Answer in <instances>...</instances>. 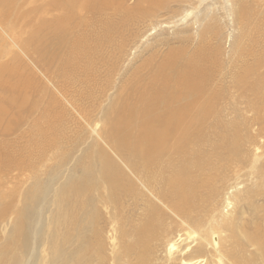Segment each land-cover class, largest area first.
<instances>
[{"label":"rangeland","instance_id":"374dc122","mask_svg":"<svg viewBox=\"0 0 264 264\" xmlns=\"http://www.w3.org/2000/svg\"><path fill=\"white\" fill-rule=\"evenodd\" d=\"M144 1L95 0L90 10L78 9L65 19L68 31L55 32L40 27L42 21L53 25L55 12L39 0L31 5L10 0L0 7V45L7 38L17 42L0 46V264H49L51 246L60 243L65 226L76 235L79 225L94 229L92 240L101 244L102 252L91 253L94 264L102 257L105 264H138L135 253L121 251L137 235L134 229L147 225L149 214L155 218L146 236L145 264H264V139L249 108L251 97L233 82L232 57L238 18L249 16L254 4L262 30L251 38L264 41V0ZM68 9L60 3L62 12ZM35 26L44 32L33 37ZM176 96L182 106L148 110ZM234 132V139L242 135L244 152L229 150ZM116 145H136L148 156L132 158ZM160 149L166 153L158 154ZM112 162L120 172L109 173L113 180L106 181L114 186L109 188L98 179L99 168ZM182 168L194 178L168 185ZM85 170L99 176L90 193L70 194L72 200L57 207V190ZM54 174L56 184L48 186ZM40 184L46 200L35 207L26 195L42 192ZM179 191L193 192L188 211L170 209L180 202ZM25 204L29 217L39 216L28 224L26 238L13 236ZM76 245L71 240L65 253Z\"/></svg>","mask_w":264,"mask_h":264},{"label":"bare ground","instance_id":"6f19581e","mask_svg":"<svg viewBox=\"0 0 264 264\" xmlns=\"http://www.w3.org/2000/svg\"><path fill=\"white\" fill-rule=\"evenodd\" d=\"M6 1H10V0H0V7L3 6L2 4L5 3ZM13 1H21L23 2V4L25 5H31V4H34L36 3L38 0H13ZM41 3H42V6L43 8H47L48 11L50 12H55V14L52 15L53 17V20H54V23L53 25H45L43 23V21L40 23V27L45 31V32H52V31H56L58 28L62 29V30H65V31H68L69 30V26L66 25V23L64 22L65 19H70L72 18L73 16H76V14L79 13L78 9H83L84 11H88L89 7L92 6L93 2L95 0H39ZM155 1V0H153ZM160 1V0H159ZM61 2H66L67 5H68V10L65 11V12H62L60 10V3ZM152 2V1H151ZM157 2V0H156ZM137 5H141L143 3H145L144 0H137ZM154 3V2H153ZM146 4V3H145ZM148 4L149 1H148ZM165 5V4H164ZM163 8V7H162ZM39 9H37L36 11H38ZM90 10V9H89ZM144 10V9H143ZM263 11H264V7H263ZM81 12V11H80ZM259 17V11H258V6H256L254 4L253 8H252V12L251 14H249V16H247L246 18L243 17V15H241L239 18H238V27H237V33L235 35V38H234V41H233V51H232V57H233V62H234V66H235V72H234V75H233V82L235 83L236 86L240 87L242 93L244 96H249L251 97V100H252V104L251 106L249 107L250 110L252 111V115L255 116V119L253 118L254 120V124H256V127L260 126L259 128V137H262L264 139V41H259L257 39V37L255 39H252L251 38V35L252 34H256L258 35L260 33V30H262L261 28H259V26L257 27V19ZM39 26H35L33 31L31 32L32 36H36L37 33H41V32H44L42 31V29L40 28ZM25 31V30H24ZM27 31V30H26ZM47 34V33H46ZM250 36V37H249ZM5 43V46H10V45H14V46H17V42L14 39H8L3 42L2 41V45L0 46H3V44ZM8 71V70H7ZM7 71H3V73H6ZM230 77V76H229ZM232 80V79H231ZM226 82V81H225ZM226 84V83H225ZM237 88V87H236ZM219 93V92H218ZM233 93V92H232ZM220 94V93H219ZM238 95V94H237ZM172 96V95H170ZM224 98V97H223ZM178 96H176L175 98L171 97L170 98V101L169 103L168 102H160L159 104H149L148 105V110H161V111H169L170 109H174L176 107H179V106H182L183 104H180L179 102L175 103L176 100H178ZM245 99V98H244ZM248 101H249V98H247ZM245 99V100H247ZM225 100V99H224ZM233 100V98H232ZM242 101V99H241ZM243 102V101H242ZM238 105H239V102H237ZM246 103V101H245ZM244 104V103H243ZM242 105V104H240ZM246 105V104H245ZM250 105V104H249ZM234 106V105H233ZM186 108H192L193 105L190 103V104H186L185 106ZM236 107V106H235ZM242 107V106H241ZM237 109L238 106L236 107ZM235 108V109H236ZM243 109H248V108H243ZM242 110V108H241ZM239 110V112L241 111ZM204 111V110H202ZM236 112V111H235ZM238 113V112H237ZM204 114V112H203ZM206 114V113H205ZM204 114V115H205ZM236 114V113H235ZM239 114V113H238ZM237 114L238 117L242 118V115L241 112H240V116ZM245 114V113H244ZM231 115V114H230ZM176 115L175 114H172L171 117H175ZM234 116V115H233ZM236 116V115H235ZM236 116V117H237ZM170 117V119H171ZM208 117V116H207ZM251 117V116H250ZM250 117H248V119H250ZM234 118V117H233ZM238 118V119H240ZM245 120L243 121L245 123L246 121V116L243 117ZM236 119V118H235ZM234 120V119H233ZM232 120V121H233ZM243 120V119H241ZM251 120V119H250ZM249 120V121H250ZM251 120V121H253ZM248 121V120H247ZM238 122H240V120H238ZM234 123V122H233ZM237 123V122H236ZM250 123V122H249ZM252 123V122H251ZM250 123V125H252ZM238 124V123H237ZM233 125H236V124H233ZM239 125V124H238ZM240 125H243L242 123ZM245 125V124H244ZM241 128H243L242 126H240ZM239 127V128H240ZM246 127V126H244ZM248 127V126H247ZM254 127V125H253ZM238 127H236L237 129ZM238 128V131H240V129ZM249 128V127H248ZM247 128V129H248ZM250 128H252L250 126ZM244 130V128L242 129V131ZM246 130V129H245ZM254 130V129H253ZM250 131V130H249ZM257 131V130H256ZM255 131V135H258V133ZM233 132V131H232ZM236 132V131H235ZM233 133V135H231V137L233 136L232 138V144H229V150H234L236 148H239L240 149V144L238 142V139L240 140H243L242 138H240L242 135L238 136L239 138H236L234 139V134L236 133ZM245 132H248V131H245ZM252 132V130L250 131ZM221 133V132H220ZM227 133V132H226ZM240 133V132H239ZM242 133V132H241ZM223 133H221L222 135ZM245 134V133H244ZM247 134V133H246ZM249 134V138L250 136L252 135L251 133H248ZM230 135V134H229ZM237 135V134H236ZM155 135L153 133H150V138H153ZM253 136V135H252ZM227 137V135H226ZM225 137V138H226ZM244 139H248L246 136H243ZM108 138V137H107ZM210 138V137H209ZM223 138V136H222ZM229 138V137H228ZM109 139V138H108ZM127 139V138H126ZM253 139V138H251ZM250 139V140H251ZM111 140V139H110ZM224 140V139H222ZM230 140V139H229ZM250 140H246L247 144L249 143ZM253 140H258V139H253ZM112 141V140H111ZM252 141V140H251ZM261 141V140H260ZM242 142V141H241ZM240 142V143H241ZM258 142V141H257ZM142 144V142H140ZM253 143V142H252ZM260 143V142H259ZM262 143V141H261ZM136 144V143H134ZM221 144V142H220ZM224 144V142H223ZM222 144V145H223ZM228 144V143H226ZM251 145V142L249 143ZM248 144V145H249ZM255 144V143H254ZM253 144V145H254ZM133 145V144H132ZM246 145V144H245ZM258 145V144H257ZM224 146V145H223ZM227 146V145H226ZM252 146V145H251ZM220 147V146H219ZM225 147V146H224ZM244 147V145L242 146ZM241 147V148H242ZM255 149L257 146H254ZM124 149L126 150V154H129L132 158H134V156L136 154H143L145 157L148 156V154H146L144 151H143V148L140 149V147L138 146H133L131 147V145H125V146H121V145H116L114 146V149ZM221 148V147H220ZM245 148V147H244ZM243 148V150H244ZM250 148V147H249ZM263 150H264V147H262ZM223 150V149H222ZM238 150V149H237ZM242 150V149H240ZM242 150V152H244ZM261 150V148H260ZM219 151V150H218ZM262 151V150H261ZM235 153L237 152L236 150L234 151ZM251 152V151H250ZM99 153V152H98ZM158 154H165L166 152H164V150L160 149L157 151ZM238 154H240L239 152H237ZM249 153V152H248ZM257 153V151L255 152ZM264 153V152H263ZM243 154V153H242ZM245 154V153H244ZM222 155V154H221ZM230 155V153H229ZM228 155V156H229ZM234 155V154H232ZM241 155V154H240ZM255 155V154H254ZM226 156V155H225ZM230 157V156H229ZM235 157V156H234ZM240 157V156H239ZM248 157V156H247ZM222 158V157H220ZM232 158V157H231ZM236 159L237 158V155H236ZM245 159V158H244ZM243 159V160H244ZM259 159V158H258ZM229 162H228V161ZM233 160V158H232ZM239 160H242V159H239ZM247 161V160H246ZM256 161V160H254ZM127 165L130 166L132 165L133 161H129L127 160ZM226 162L230 163L231 161L228 159H226ZM235 162V160H233L232 164ZM237 162V160H236ZM241 161H238L237 163L235 164H240ZM244 163V162H243ZM97 164V162L95 163ZM110 164V163H108ZM234 164V165H235ZM98 165V164H97ZM263 165L261 164L260 162V166ZM92 166V165H91ZM242 166V164H241ZM247 166V165H246ZM254 167L256 165H253ZM260 166H257L259 168H261ZM99 167V166H98ZM119 164L117 163H114L112 162L109 166L107 167H100L99 168V176L100 178V181L103 182V183H107L106 180H108L109 182H111L113 179V176L112 173H114V176L117 175L115 172H120L119 170ZM245 168V167H242V169ZM258 168V170L260 171V169ZM255 169V168H254ZM93 170V168H92ZM132 172H135V170H132L130 169ZM257 170V169H256ZM257 170V171H258ZM95 171V170H93ZM256 171V172H257ZM258 171V172H259ZM264 172V171H263ZM111 173V175L109 174ZM96 174V173H95ZM55 175V174H54ZM97 175V174H96ZM102 175V176H101ZM53 176V175H52ZM97 176V177H99ZM97 177H90V175H88V170H85L84 174L81 173L80 175H75V174H72L70 179L68 180V184H64L62 187H60L59 190H57L56 192V204H57V207H61L62 205L66 204L69 202V200H72V195L70 194H73V195H78V194H83V193H90L91 189H92V186H94V184H96V181L98 179H96ZM259 177V175H258ZM53 178H56V175L51 177L49 179V181L47 182V184H49L48 186L52 184H56V181H53ZM193 175L192 173H189L186 171L185 168H182L180 170H177L175 172H173L172 176L170 179L166 180L167 184L168 185H171V184H178V185H185L187 184L189 181H191L193 179ZM118 179L119 180H123L125 179L124 177L122 176H119L118 175ZM99 181V180H98ZM208 182V181H207ZM206 182V184H207ZM194 183H196V179L194 180ZM45 184V183H44ZM41 185V184H40ZM45 186V185H44ZM42 187V185H41ZM40 187V188H41ZM47 187V185H46ZM46 187H45V190H46ZM109 188H113L114 186L113 185H108ZM37 188V187H36ZM39 188V189H40ZM44 187H42V192L39 191L37 192L36 190H32V191H36V194L34 193V195H31L32 191L31 192H28L26 196H29L30 197H26L27 200H28V203L30 201V203L32 202L33 205L35 207H38V206H41L38 202H42L46 200V191H43ZM49 188V187H48ZM33 189V188H32ZM38 189V188H37ZM194 189V187H193ZM50 191V190H49ZM48 191V192H49ZM159 193V192H158ZM161 194V193H160ZM193 194V192H187V191H179L177 193V196L178 198H180V202L179 203H176V204H172V207L170 208V204L167 203V205L169 206V208L174 211H180V210H185V211H188L192 206H193V202H189L188 199L191 197V195ZM50 195V194H49ZM159 195V194H158ZM34 197V199H33ZM52 197V196H51ZM55 197V195L53 196ZM53 197H52V200H53ZM55 197V198H56ZM161 197V196H160ZM161 199L167 201V200H174L175 199V196L174 197H168V196H162ZM26 200V199H25ZM26 200V201H27ZM170 201V202H171ZM49 203V201H47ZM169 202V203H170ZM188 202V203H187ZM187 203V204H186ZM52 204V203H51ZM50 204V205H51ZM186 204V205H185ZM26 205V204H25ZM32 205V206H33ZM166 205V207H167ZM31 206V207H32ZM54 206H56L54 204ZM53 207V206H51ZM152 207H154L152 205ZM28 209V205L24 206V208L19 211L17 213V217H16V222L14 224V227L12 229V235L13 236H16L17 234H20V235H24V238H26L29 234V228H28V224L31 223V222H35L37 221V216H39V214L37 215V213L35 212L34 216L33 217H29L31 215V210L30 212L27 210ZM38 209V208H37ZM41 209V208H40ZM154 209V208H153ZM36 210V209H35ZM157 210V209H155ZM44 211V208L43 210ZM56 211V210H55ZM58 211V210H57ZM45 212V211H44ZM64 212V211H63ZM66 212V211H65ZM69 212V211H68ZM56 213V212H55ZM60 210H59V213H56V216H57V219H62L63 217H61V214H60ZM154 213V212H153ZM157 213V212H156ZM33 214V213H32ZM32 216V215H31ZM65 216V215H64ZM150 216V220L149 222H145L147 223L146 226L143 227V229H140V228H136L134 229V233L137 232V235L134 234L135 236H132V239L130 242H127L128 244H125L122 248V251H121V255H127L129 253H135V256H136V259L138 261V264H145L147 261H146V256H147V253L145 251V247L148 246V239L146 238L147 234L152 232L154 230L153 227H149V223H152L153 219V215L149 214ZM161 216V214H160ZM39 218V217H38ZM56 219V218H55ZM65 219V218H64ZM61 221V220H60ZM65 221V220H64ZM66 222V221H65ZM47 223V222H46ZM51 223V221L49 222ZM45 224V223H44ZM52 225V224H51ZM54 225V224H53ZM36 226V225H35ZM39 226V225H38ZM37 226V227H38ZM42 226V225H41ZM65 226V224H64ZM77 226V225H76ZM90 226V225H89ZM32 227V226H31ZM68 226H65V233L64 235L62 236V238H60V243L57 245V246H54V245H50L51 246V255H50V262L49 264H66L68 262L69 259L71 258H74L75 255L77 254H80L82 255V257L80 259H78L74 264H94L93 260H92V251H98V252H102V247H101V244L98 242L97 244L94 243V241L92 240L95 236L97 235H93L92 233L94 232V229H90L89 227L85 229L84 225L83 226H80L79 225V230L81 231L80 234H73L71 233V235L67 234L68 233V228H66ZM230 227V226H229ZM44 228V227H43ZM43 228H40V229H43ZM35 229V228H34ZM37 229V228H36ZM39 229V228H38ZM39 229V230H40ZM47 229V227H46ZM55 229V226L54 228ZM236 229V228H235ZM233 229L231 231L232 233V236L235 237L237 235L236 233V230ZM32 230H33V227H32ZM50 231V229H48ZM43 231V230H42ZM86 231L89 232L88 235H86ZM36 232H39L36 230ZM48 232V231H46ZM51 232V231H50ZM59 232V231H58ZM33 233V232H32ZM42 234V232H40ZM44 233V232H43ZM37 234V233H35ZM55 232L53 235H49L50 239L54 238L55 237ZM75 235V236H74ZM35 236V235H34ZM39 236V235H37ZM43 236V235H42ZM123 237L126 239L127 236L126 235H123ZM14 238V237H13ZM33 238V237H32ZM36 239V238H35ZM33 239V240H35ZM38 240L40 239L39 237L37 238ZM75 239V242H78V245L75 246L74 250H72L70 253H65L64 249H65V246H67L71 240H74ZM36 242V241H35ZM41 242V241H40ZM23 243V242H22ZM49 244H51L50 242H48ZM30 244V243H28ZM27 244V246H29ZM36 244V243H35ZM32 245V244H30ZM42 245V244H40ZM26 246V244H25ZM22 247V246H21ZM37 247V246H36ZM257 247V246H256ZM263 245L262 247H260V251L264 252V249H263ZM30 247H27V249H29ZM32 248V247H31ZM23 249V248H22ZM26 250V249H25ZM36 251V249H33ZM139 250H143L140 254V256H138L137 252ZM35 251H31V252H35ZM24 252V251H23ZM23 252H21L23 254ZM27 252V251H26ZM28 253V252H27ZM30 253V252H29ZM30 255H33L30 254ZM37 255V253L35 254ZM47 255V254H46ZM264 255V254H262ZM29 256V255H28ZM28 257H26L27 259ZM29 259V258H28ZM37 259V258H36ZM34 261V260H33ZM104 258L102 257L100 259V261L96 264H105L104 262ZM25 262V260H24ZM104 262V263H103ZM26 264V263H25ZM29 264V263H28ZM31 264V263H30Z\"/></svg>","mask_w":264,"mask_h":264}]
</instances>
